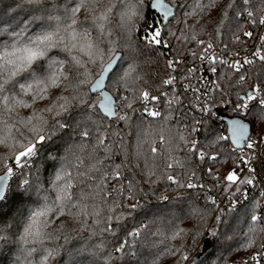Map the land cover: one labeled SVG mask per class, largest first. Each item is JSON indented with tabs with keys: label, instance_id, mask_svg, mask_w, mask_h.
<instances>
[{
	"label": "snow or ice",
	"instance_id": "1",
	"mask_svg": "<svg viewBox=\"0 0 264 264\" xmlns=\"http://www.w3.org/2000/svg\"><path fill=\"white\" fill-rule=\"evenodd\" d=\"M16 7L21 19L0 21V147L6 150L0 193L16 170L28 167L21 195L36 199L18 221L0 217V252L15 245L8 264H59L57 242L71 239L70 223L89 233L80 250L86 264H160L166 257L189 264L187 249L173 243L188 234L180 227L184 218L197 221L193 239L204 232L217 241L239 235L235 248L249 255L238 264H264V136L251 135V121L264 123V76L253 80L251 73L257 59L264 68V34L253 58H235L239 49L223 40L226 30L233 44H242L264 28V0H228L223 7L220 0H19ZM213 11V31L198 30ZM186 56L192 66L178 76ZM161 59L166 71L153 81L159 69H149ZM221 102L233 113L223 129L206 119ZM41 149L52 161L46 184L39 173L31 176ZM137 175L150 186L164 183L165 193L196 195L184 198L186 217L167 225L142 222L119 239L114 224L141 210L149 195ZM216 191L226 195L227 209ZM138 249H147L143 260Z\"/></svg>",
	"mask_w": 264,
	"mask_h": 264
},
{
	"label": "trees",
	"instance_id": "2",
	"mask_svg": "<svg viewBox=\"0 0 264 264\" xmlns=\"http://www.w3.org/2000/svg\"><path fill=\"white\" fill-rule=\"evenodd\" d=\"M228 0H220V6L223 7L226 5ZM19 3V0H0V21H13L19 20L22 18V13L20 15L14 14L19 12V9L16 7V5ZM167 3L169 5H182L184 3H192V0H167ZM179 11V10H177ZM153 11L151 10L147 17V22H152V15ZM14 18V20H13ZM83 18V17H81ZM218 18V13L216 11H213L210 18H205L200 21L199 24H196V28L199 30L203 26V29L205 33L212 32L213 29L216 27L215 21ZM174 23V22H173ZM189 24L193 23L192 19H189ZM6 26V25H3ZM176 28L182 27L181 25H174ZM204 39H207V35L202 37ZM223 40L226 43H229V46H237L239 44H233L231 42V36L227 33L225 30V34L223 36ZM175 43V41H173ZM188 48H195V44H189ZM170 58V57H169ZM190 58L187 56L185 57V63H189ZM159 69L158 74L152 75L151 79L153 81H157L159 79V76L163 75L166 71L164 66V60L161 59L160 63L158 65L153 64L151 68L149 69L151 72H156V70ZM183 69V65L180 67L179 71L176 73V75ZM251 73H252V79L255 80L257 76H264V68L261 67L260 62L255 63L254 66L251 67ZM217 100H219V97H217ZM187 104V102H185ZM213 109L218 112V118H208L210 124L215 128H226L228 119L230 118V114L232 113L229 110V106H226L222 102L218 104L217 106L213 107ZM193 115L191 111L188 112V118ZM195 115L199 117L196 113ZM67 139V137H66ZM198 139L203 140L204 135L201 133L198 137ZM57 144H60V141H57ZM190 147V145H189ZM5 149L3 147H0V155H3L5 153ZM48 155L47 152H45L43 149H41L37 156L33 158L32 165L33 169L31 171V176L33 178H36L37 173H39L40 179L42 182L46 184L48 176L52 173V161L46 159V156ZM183 155V153H181ZM194 164L193 166H196L195 158H193ZM200 167H206L204 165H201ZM220 164H216L213 166L214 169L220 168ZM228 167L230 165L224 167V172H227ZM198 174H199V167L197 168ZM3 174V171L0 170V175ZM30 175V171H20L19 173H16L10 180L7 188V192L5 195L4 202L0 204V217H15L18 221L20 217L23 214H27V212L35 207V205L31 202L32 200H35L36 197L33 195L31 198L27 195H21L23 192V180L27 179ZM126 175H129L126 173ZM137 186L139 188H143L145 191L149 192V195L145 199H141V205L142 209L139 210L137 213H133L132 216H130L127 221L121 223L120 225L114 226L117 228V237L119 239L125 238V233L128 230H133L137 226H141L143 223H148L152 221L153 219L159 221L163 219L164 223L167 225L169 221H172L175 219V217H186L187 215V209L189 202H185L184 198L188 195H192L193 198H195L196 190H181V191H173L172 188H168V191L165 193L164 188L166 185L164 183H159L155 185H149L147 182H143V177L140 175H137ZM126 183V182H125ZM208 184L211 183V181H207ZM118 186V185H117ZM207 186V185H206ZM155 193V194H152ZM168 195L169 197L173 198L171 202L168 201H161L159 197L161 195ZM215 194H221L219 191L214 192ZM201 195L203 193L201 192ZM200 206H203L204 201L203 199L199 200ZM128 208H130V204L127 205ZM175 214V216L173 215ZM215 213H213V217L210 218L209 223L213 222ZM67 220L68 218H63ZM226 220L231 223V220L229 217H225ZM179 223V221H176ZM197 221L195 219H188L184 218L183 223L180 224V227H183L188 230V234L184 237L183 240H176L173 243L176 245L183 244L184 248L187 249V254L189 256V264H224L225 259H227V264H238V262L249 255V253L242 251V250H236L235 243L236 240H239V235L236 236L234 240L225 241L223 238L220 240H214L212 237H210L207 232H204L203 234H199L196 236L195 239H193V234L196 229ZM79 225L75 223H70L67 227V231L69 232L71 239L65 243L63 239H60L57 243L61 245L62 248V254L58 258L59 264H86V261L88 257L86 255H82L80 250L83 249L87 244L90 243L89 240V233L87 231L80 232L76 231L75 229H78ZM221 231H227V226H221ZM129 242H132L131 236L126 237ZM110 244H115L116 238L108 237ZM141 237H137V240H140ZM149 240L153 239L152 237L148 238ZM232 245V252L229 255L228 253V246ZM14 251L15 245L6 244L3 251L0 252V264H8V261L10 259V252L9 250ZM111 250V249H110ZM138 251L141 252L140 259L143 260L144 257L147 255V249H138ZM179 259V257H166L162 258L160 260V264H175V261ZM122 264H138L137 261H124Z\"/></svg>",
	"mask_w": 264,
	"mask_h": 264
},
{
	"label": "built area",
	"instance_id": "3",
	"mask_svg": "<svg viewBox=\"0 0 264 264\" xmlns=\"http://www.w3.org/2000/svg\"><path fill=\"white\" fill-rule=\"evenodd\" d=\"M261 34H264V28H259V29H256V30H254V37L253 38H251V39H249V38H243V43L242 44H239V45H237V46H231V48L235 51L236 49H239V56L238 57H235V58H240V57H243V56H248L249 58H253L252 57V53L254 52V51H256V49L259 47V36L261 35ZM244 48H247V52H245L243 49ZM218 51H219V49H218ZM260 61L257 59L256 60V62L255 63H259ZM197 63H198V61H197ZM190 66H192L191 65V63L189 62V63H185L184 65H183V69H181V71L177 74L178 76L184 71V69L186 68V67H190ZM246 67H248V66H246ZM202 75H204L205 76V78H208V77H210L211 76V74L210 73H203ZM214 78V77H213ZM179 87H183V85L181 84V85H179ZM185 102H187V101H185ZM213 111V115L211 116V118H218V112H216V110L215 109H213L212 110ZM198 116H200V113H196ZM233 116V113H231L230 114V117H232ZM251 135L253 136V138H257V137H261V136H264V123H258V125L256 126V127H251ZM260 160H264V156H262L261 158H260ZM260 160H258L257 162H256V164H257V171H259L260 170V168H259V164H260ZM31 164H32V162H30ZM27 170H29V168L28 167H26V168H24L23 169V171H27ZM20 172V170H16L15 172H14V175L16 174V173H19ZM13 175V176H14ZM12 176V177H13ZM11 177V178H12ZM10 178V179H11ZM9 179V180H10ZM215 196H216V198H217V200L219 201V202H221V207L222 208H225V209H227V207H228V203H227V197H226V195H223V194H215Z\"/></svg>",
	"mask_w": 264,
	"mask_h": 264
},
{
	"label": "water",
	"instance_id": "4",
	"mask_svg": "<svg viewBox=\"0 0 264 264\" xmlns=\"http://www.w3.org/2000/svg\"><path fill=\"white\" fill-rule=\"evenodd\" d=\"M166 2H167V0H166ZM152 11L154 12V10H152ZM3 174H4V173H3ZM3 174H2V175H3ZM8 184H9V180L5 182V184H4V190H3L2 193H0V204H1L2 202H4L5 195H6L7 188H8Z\"/></svg>",
	"mask_w": 264,
	"mask_h": 264
},
{
	"label": "rangeland",
	"instance_id": "5",
	"mask_svg": "<svg viewBox=\"0 0 264 264\" xmlns=\"http://www.w3.org/2000/svg\"><path fill=\"white\" fill-rule=\"evenodd\" d=\"M252 127H256L258 125V122L251 121Z\"/></svg>",
	"mask_w": 264,
	"mask_h": 264
}]
</instances>
